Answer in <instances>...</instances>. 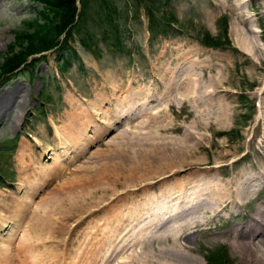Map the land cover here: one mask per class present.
I'll use <instances>...</instances> for the list:
<instances>
[{
	"label": "rangeland",
	"instance_id": "rangeland-1",
	"mask_svg": "<svg viewBox=\"0 0 264 264\" xmlns=\"http://www.w3.org/2000/svg\"><path fill=\"white\" fill-rule=\"evenodd\" d=\"M77 7V31L16 66L28 34L42 30L35 26L42 9L34 0H0V65L18 53L8 73L0 69V245L14 257L36 212L46 209L56 222L96 202L102 209L73 229L72 220L64 222L69 234L54 238L53 249L34 248L29 259L59 264L66 241L60 264H142L150 257L162 264L176 239L199 264H249L229 234L264 199V0H85ZM209 37L221 47L208 45ZM143 141L165 150L123 170V157ZM176 146L189 150L186 159L172 155ZM190 168L198 171L188 175ZM252 174L261 178L247 196L226 195L214 210L204 205L203 181L228 194ZM17 209L23 211L14 218ZM13 219L21 222L17 231ZM35 234L47 235L27 236Z\"/></svg>",
	"mask_w": 264,
	"mask_h": 264
},
{
	"label": "bare ground",
	"instance_id": "bare-ground-1",
	"mask_svg": "<svg viewBox=\"0 0 264 264\" xmlns=\"http://www.w3.org/2000/svg\"><path fill=\"white\" fill-rule=\"evenodd\" d=\"M249 51V50H248ZM81 115V114H80ZM76 117V115H75ZM92 125V124H91ZM78 131V130H77ZM59 133V132H58ZM155 133V132H154ZM89 134V133H88ZM125 134V133H124ZM137 134V133H136ZM135 134V135H136ZM153 134V133H152ZM157 134V133H156ZM57 135V131H55V136ZM66 135V134H65ZM64 135V136H65ZM74 135V134H73ZM80 135V134H79ZM122 133L120 134V137L119 138H123V136L121 137ZM126 135V134H125ZM155 135V134H153ZM153 135H151L153 137ZM81 136V135H80ZM145 137L146 135H140V137ZM150 136V135H149ZM71 137V136H70ZM117 137V136H116ZM134 137V136H133ZM140 137L138 139H140ZM141 137V138H142ZM76 138V137H75ZM79 138V137H78ZM137 138V136L135 137ZM149 138V137H148ZM193 138V137H191ZM82 139V138H81ZM116 139V138H115ZM118 139V138H117ZM145 139V138H144ZM156 139V138H155ZM184 139V138H183ZM181 138V140H183ZM180 140V139H179ZM186 140V139H185ZM191 140V139H190ZM73 141V140H72ZM117 141V140H116ZM147 141V140H145ZM145 141H143V143L140 144V147L139 149L137 150L136 152V149L135 151L132 153V154H129L127 156V158L125 159L123 157V161H124V164L122 165V169L125 170V171H129L130 168H131V165L130 164H133L134 162H141L143 160L147 161L149 159H152L155 158V155H157L158 153H162L163 150H165V148H162V143L161 142H157L158 144H153L155 142H153L151 144V142L149 143H146ZM112 141H110L107 146L111 147V145L113 144ZM182 142V141H181ZM72 143V142H71ZM81 143V142H80ZM118 143V142H117ZM189 144V142H188ZM187 144V145H188ZM66 145V144H65ZM165 145V144H164ZM173 145V144H172ZM186 145V144H185ZM184 145V146H185ZM186 145V146H187ZM171 146V145H170ZM182 146V147H184ZM53 147V146H52ZM68 147V146H67ZM70 147V145H69ZM108 147V148H109ZM181 147V148H182ZM190 147V146H189ZM55 148V147H54ZM174 148L175 150H172V155L174 154H177L179 155L182 159H186L188 154L187 152L189 151H185V150H182L180 148H178L177 146L176 147H172ZM192 148V147H191ZM47 150L51 149L50 147H47L46 148ZM68 149H71V148H68ZM77 149V148H76ZM81 149V148H80ZM85 149V148H84ZM82 150V149H81ZM45 151V150H44ZM57 151V150H56ZM39 152V151H38ZM41 152V151H40ZM62 152V151H61ZM60 152V153H61ZM71 153V152H70ZM83 153V152H82ZM169 153V152H168ZM164 155V154H163ZM74 156V155H73ZM95 156V155H94ZM49 157V156H48ZM70 157V156H69ZM92 157V156H91ZM90 158V157H89ZM160 158V157H159ZM157 158V159H159ZM161 159V158H160ZM42 160V159H41ZM66 160V159H65ZM76 160V159H75ZM70 161V160H69ZM68 162V161H67ZM156 162V161H155ZM74 163V162H73ZM152 163V162H151ZM30 164V163H29ZM42 164V163H41ZM47 164V163H46ZM62 164V163H61ZM137 164V163H136ZM140 164V163H138ZM147 164V163H146ZM60 165V164H59ZM66 165V163H65ZM47 166V165H46ZM64 167V166H62ZM61 167V169H62ZM109 167V166H108ZM182 167V166H180ZM179 166L177 168H180ZM54 168V167H53ZM57 168V167H56ZM65 168V167H64ZM67 168V167H66ZM88 168V166L85 168L82 166V170H85ZM183 169H185L184 167H182ZM79 169V168H78ZM28 170V169H27ZM30 170V169H29ZM41 170V169H40ZM46 170V169H45ZM110 172H112L113 170H115L114 166H111L110 167ZM205 170V169H204ZM209 169L207 168V170L205 171H208ZM124 171V172H125ZM194 171H198L197 169H189L188 170V175ZM39 172V171H38ZM65 172V171H64ZM114 172V171H113ZM130 172V171H129ZM177 172V171H176ZM55 174L58 173V172H54ZM87 173V172H86ZM123 173V172H122ZM126 173V172H125ZM255 174V173H254ZM35 175V174H33ZM32 175V176H33ZM104 175V174H103ZM116 176V175H115ZM182 176V175H181ZM200 176V175H199ZM29 177V176H28ZM43 177V176H42ZM48 177V175H47ZM50 177V176H49ZM111 177V176H110ZM34 178V177H33ZM190 178V177H189ZM260 176L258 175H253L252 176H246L244 179H241V184L237 186H235V183H234V188L233 189H229L230 191L228 192V194L225 193L224 189L222 188V185L218 184V185H213V184H208L207 182L203 181V183L205 185H207L206 188V194H208L207 196V200L204 202V205L207 206V208H210L211 210H214L217 206V202H221L222 201V198H224L226 195L229 196V195H232V194H235L236 196H247L249 193H250V189H252L251 187L255 184V182H257L258 180L260 181ZM28 179V178H27ZM38 180V177L36 178ZM113 179V178H112ZM191 179V178H190ZM237 179V177H236ZM264 179V178H263ZM30 180V179H29ZM106 180V179H105ZM48 181V180H47ZM104 181V180H103ZM245 181L244 184H242L243 182ZM258 181V182H259ZM29 182V181H28ZM43 182V181H42ZM52 182V181H51ZM159 182V181H158ZM235 182V181H234ZM237 182V181H236ZM37 183V182H36ZM53 183V182H52ZM107 183V182H106ZM110 183V182H109ZM108 183V184H109ZM146 183V182H145ZM240 183V182H239ZM261 183V182H260ZM26 184V183H25ZM35 184V183H34ZM100 184V183H98ZM149 184V183H148ZM194 184V183H193ZM143 185V184H142ZM39 186V185H38ZM32 187V186H31ZM72 188V187H71ZM98 188V187H97ZM100 188V187H99ZM104 188V187H103ZM142 188V187H141ZM159 188V187H158ZM194 188V187H193ZM230 188V187H229ZM88 189V188H87ZM95 189V188H94ZM150 189V188H149ZM204 189V188H203ZM108 190V189H107ZM85 191V190H84ZM125 191V190H124ZM127 191V190H126ZM145 191V190H144ZM167 191V190H166ZM203 191V190H202ZM33 192V191H32ZM67 192H70V190H67ZM67 192L63 193L61 192L59 194V201L60 202V206H64L65 207V203H66V194ZM143 192V191H142ZM98 193V192H97ZM128 193V192H127ZM131 193V192H130ZM141 193V192H140ZM71 194V193H70ZM78 194V193H77ZM81 194V193H80ZM85 194V193H84ZM144 194V193H143ZM165 194V193H164ZM74 195V194H73ZM71 195V196H73ZM83 195V194H82ZM89 195V194H88ZM79 196V195H78ZM81 196V195H80ZM96 196V195H95ZM112 196V195H111ZM127 196V195H126ZM193 196V195H192ZM87 197V196H86ZM88 198V197H87ZM132 198V197H130ZM112 199V198H111ZM115 199V197H114ZM127 199V198H126ZM67 200H74V199H67ZM83 200V199H82ZM133 200V199H132ZM224 201V200H223ZM69 202V201H68ZM72 202V201H70ZM82 202V201H81ZM84 202V201H83ZM105 202V201H104ZM107 202V201H106ZM111 202V201H110ZM114 202V201H113ZM122 202V201H121ZM125 202V201H124ZM185 202V201H184ZM194 202V201H193ZM42 203V202H41ZM96 203V202H95ZM95 203L92 205L93 207L87 209V210H77V212H72V213H62L63 216L59 217L58 218V221L54 222L49 214L44 211L46 209H44L43 211H40V212H36V214H34V216L31 218V221L28 222V224L25 226V228L27 229V231L29 232H26V235H25V239L24 240H21L17 241V245L15 246L16 248V251H17V254L16 256L13 257V255L11 254V251L9 249L8 246H4L3 245H0V264H24L25 262L28 263V260L31 262L30 264H48V262L46 260L44 261H36V260H32V259H29V257H31V251H33V249H42V251H46L45 249L47 247H50L51 249L55 248V242L53 241L54 238H57V236L59 235L60 237H62L61 235L64 234V232H66L68 229L63 226V223L68 221V220H72L73 221V225L71 227V229H73L74 227L78 226L80 223H82V220L84 219V217H87V215H91L92 213H95L96 211H99L100 209H102L101 207L100 208H96L94 206ZM108 203V202H107ZM230 203V202H229ZM22 204V203H20ZM51 204V203H50ZM49 204V205H50ZM68 203H66L67 205ZM221 204V203H220ZM223 204V203H222ZM26 202L25 204L22 206H26ZM48 205V206H49ZM80 205V204H79ZM169 205V204H168ZM28 206V205H27ZM42 206V205H41ZM44 206V205H43ZM42 206V208H43ZM58 206V204H57ZM59 206V207H60ZM22 207V208H23ZM55 207V206H54ZM68 206H66L67 208ZM75 207V206H74ZM107 207V206H106ZM118 207V206H117ZM121 207V206H120ZM193 207V206H192ZM26 208V207H25ZM70 208V206H69ZM73 208V207H72ZM6 209V208H5ZM71 209V208H70ZM183 210V209H182ZM187 210V208H186ZM8 211V210H7ZM21 211L23 210H19L17 209V212H14L12 213L11 215L13 216L14 215V218H16L17 214H19ZM82 211V212H81ZM115 211V210H114ZM122 211V210H121ZM180 211V210H179ZM185 211V209H184ZM183 211V212H184ZM12 212V211H11ZM10 212V213H11ZM24 214V212H23ZM182 214V213H181ZM3 215V214H2ZM171 215V214H170ZM174 216V215H173ZM176 216V215H175ZM179 216V215H178ZM19 217V216H18ZM104 217V216H103ZM115 217V216H114ZM170 217V216H169ZM4 218V217H3ZM21 219V217H20ZM129 219V218H128ZM105 220V219H104ZM103 221V220H102ZM101 221V222H102ZM4 222V223H3ZM17 220L16 219H13L12 221V224L13 226L12 227H15L16 229V226L17 228L19 227V224L21 222H18L16 223ZM27 222V221H26ZM84 222V221H83ZM114 222V221H113ZM125 222V221H124ZM166 222V221H165ZM172 222V221H171ZM191 222V221H190ZM188 223V222H187ZM95 224V223H94ZM118 224V223H117ZM150 224V223H149ZM169 224V223H168ZM172 224V223H171ZM1 227H6V222L5 221H1ZM15 225V226H14ZM25 225V224H24ZM124 225V224H123ZM144 225V224H143ZM148 225V224H147ZM152 225V224H151ZM173 225V224H172ZM175 225V224H174ZM173 225V226H174ZM22 226V225H21ZM179 226V225H178ZM191 226V225H190ZM150 227V226H149ZM186 228V226H184ZM133 228V227H132ZM131 228V229H132ZM172 228V227H170ZM183 228V227H182ZM99 229V228H98ZM120 229V228H119ZM130 229V228H129ZM179 229V227H178ZM187 229V228H186ZM19 230V229H18ZM21 230V229H20ZM115 230V229H114ZM9 233L8 235H10V238L11 236H14V232L17 231V229L15 231L13 230H10L9 229ZM13 231V232H12ZM22 231V230H21ZM109 231V230H107ZM119 231V230H118ZM177 231H180L177 230ZM184 231V230H183ZM47 233L46 237L44 236L43 238H39L38 235L35 234V237H36V240H33L31 241L30 238H28L27 236V233H31V234H34V233ZM97 232V231H96ZM172 232V231H171ZM6 233V232H5ZM68 233V232H66ZM113 233V232H112ZM130 233V232H129ZM184 233V232H183ZM4 234V233H3ZM7 234V233H6ZM21 234V233H20ZM69 234V233H68ZM117 234V233H116ZM24 235V234H22ZM44 235V234H43ZM170 235V234H169ZM231 236V240L233 241V243L235 244L236 246V249L240 250V255H242V259L243 261L245 262H248L249 264H264V251L262 250L261 247H264V199L263 200H257V202L255 203V206H254V210L252 212L251 215H249L246 219V222L243 226V228H240L239 230L236 231V233H234L232 231L231 234H229ZM21 236V235H20ZM175 236V234H174ZM173 236V237H174ZM177 236V235H176ZM184 237V236H183ZM187 237V236H185ZM9 238V239H10ZM67 238V237H66ZM177 238V237H175ZM45 239H47V241H44ZM110 239V238H108ZM174 239V238H173ZM187 238H185V241H186ZM20 240V239H19ZM10 241V240H9ZM65 241V240H64ZM137 242V241H136ZM112 243V242H111ZM141 243V242H140ZM66 241L63 243V247H62V250L59 251V264L62 263L60 262V260L62 261V259L64 258V255H65V246H66ZM133 244V243H132ZM136 244V243H135ZM170 247L164 251L163 253V256L166 257L164 259H168L166 261H168L167 263L164 261L162 264H199L197 262L198 259H195L194 257H192L191 255H187L184 254L183 252V244H178L176 242V239L173 241V244L172 242L170 243ZM61 245V244H60ZM125 245V244H124ZM139 245V244H138ZM105 246V245H104ZM129 246V245H128ZM134 246V244H133ZM106 247V246H105ZM113 247V245H112ZM45 248V249H43ZM69 248V247H68ZM86 248V247H85ZM98 248V247H97ZM122 248V246H121ZM127 248V247H126ZM164 248V247H163ZM167 248V247H165ZM164 248V249H165ZM118 249V248H116ZM115 249V250H116ZM78 250V249H77ZM133 250V249H132ZM146 250V249H145ZM162 250V249H161ZM10 251V252H9ZM94 251V250H93ZM112 251V250H111ZM117 251V250H116ZM123 251V250H122ZM186 251V250H185ZM77 252V251H76ZM81 252V251H80ZM87 252V251H86ZM96 252V251H95ZM114 252V251H113ZM124 252V251H123ZM78 253V252H77ZM88 253V252H87ZM93 253V252H92ZM105 253V252H104ZM112 253V252H111ZM132 253V252H131ZM143 253H146L147 252H144ZM150 253V252H148ZM147 253V254H148ZM134 254V253H133ZM152 254V253H151ZM156 254V253H155ZM79 255H81L79 253ZM96 255V253H95ZM119 255V253H118ZM121 255V254H120ZM129 255V253H128ZM136 255V254H135ZM153 255V254H152ZM100 256V255H99ZM113 256V254L111 255ZM161 256V255H160ZM162 256V257H163ZM66 257V256H65ZM77 257V256H76ZM92 257V256H91ZM104 257V256H103ZM102 257V258H103ZM127 257V255H126ZM131 257V256H130ZM139 257V256H138ZM137 257V258H138ZM153 257V256H152ZM74 258V257H73ZM113 258V257H112ZM125 258V257H124ZM132 258V257H131ZM136 258V259H137ZM142 258V257H140ZM144 258V256H143ZM146 258V257H145ZM130 259V258H129ZM135 259V260H136ZM151 259V257H150ZM149 259V260H150ZM56 260V259H55ZM93 260V259H92ZM102 260V259H101ZM110 260V259H109ZM147 258L146 260H142V264H152L150 261H149ZM75 261V259H74ZM105 261V260H104ZM125 261V260H123ZM132 261V260H131ZM129 261V262H131ZM156 261V260H155ZM69 262V261H68ZM110 262V261H109ZM134 262V261H133ZM161 262V261H160ZM157 263V264H160ZM58 263V262H57ZM106 263V262H105ZM137 263V262H136ZM98 264V263H97ZM101 264V263H100ZM122 264V262H121ZM127 264V263H126ZM155 264V263H154Z\"/></svg>",
	"mask_w": 264,
	"mask_h": 264
},
{
	"label": "trees",
	"instance_id": "trees-1",
	"mask_svg": "<svg viewBox=\"0 0 264 264\" xmlns=\"http://www.w3.org/2000/svg\"><path fill=\"white\" fill-rule=\"evenodd\" d=\"M34 2L40 3L42 11L39 12L40 17L43 19L42 24L35 23V26L41 31L28 34L26 41V46L24 47L27 54H24L21 57L19 63L16 66L22 64L28 56L40 54L46 52L51 49L53 39H58L61 34L68 33V30L76 27V31L79 29V21L81 20V12L77 10V3H79V7H83L85 4V0H34ZM40 9V10H41ZM45 9L47 13H45ZM36 22V21H34ZM78 25V26H77ZM165 25L162 24L160 32L165 33L163 30ZM78 28V29H77ZM152 26L150 27V29ZM33 36H37L35 41L38 42L37 45H34V41L31 40ZM207 39V37L205 38ZM79 42L84 48H90L89 44L79 35ZM205 44V43H204ZM208 45L216 47H221V43L218 41V38L209 37ZM64 47L59 49L60 53L63 54ZM18 56V53L13 57L5 56L0 69L3 70V73H8L12 68V64L15 61V58ZM71 55L70 50L65 56V62H69ZM34 60V59H33ZM32 61V60H31Z\"/></svg>",
	"mask_w": 264,
	"mask_h": 264
}]
</instances>
